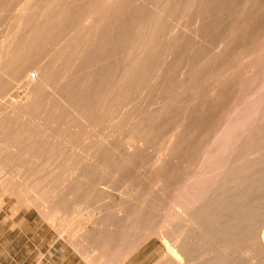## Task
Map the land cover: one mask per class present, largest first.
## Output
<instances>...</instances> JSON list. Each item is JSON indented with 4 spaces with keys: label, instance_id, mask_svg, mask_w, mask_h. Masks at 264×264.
Masks as SVG:
<instances>
[{
    "label": "bare ground",
    "instance_id": "bare-ground-1",
    "mask_svg": "<svg viewBox=\"0 0 264 264\" xmlns=\"http://www.w3.org/2000/svg\"><path fill=\"white\" fill-rule=\"evenodd\" d=\"M5 1L4 3L2 2L1 5L3 4L4 6L6 3ZM26 1L27 0H25V4ZM142 1L145 4H150L151 6L153 5L156 8H158L159 6L161 8L160 13H162V15L157 16L153 12H150V10L148 11V9H146L145 7V4H143V6L133 7L132 4H134V2L132 3L131 0H42L41 2H45L44 8L41 9L42 12L40 13L39 11L40 14H36L37 16L31 14L28 16L26 15L24 19V25L22 23V25L26 29H28V31L24 34H17V36L15 37L14 34L10 35L14 37H8V40L9 38L11 40L13 38V42H10L11 45H6L8 44V40L6 39L7 41L1 47L0 66H2L3 71L0 72V96H3L4 93H6V91L10 89V87H12V85L19 82L28 70L34 69L37 74V79H35V81H32L33 100L29 102L28 105L25 106V108H21L19 110V113L25 112L31 116L37 115L38 110H41L39 109V104L47 100L46 108L50 111V115H52V117H55V115H57L58 121H64L66 123L71 122H67L69 117L79 116L85 120L90 121L95 126L97 125L100 127L101 125L104 126L105 123H108V121L111 120V117H115V114L118 110L122 111L124 109L129 108L125 111V113H128V115H130L131 112L129 110H131L134 106L133 103L134 101H136L135 98H137V94H139V92L141 93V91L144 90L147 91L149 89L148 82L150 81L151 83L153 77L155 80V77L159 76V70L162 69L160 65H163V54L167 51L166 45L168 44L169 46L175 40L177 41V39L172 36L173 32L175 31V29L178 28L180 24V17L184 11L182 5L185 3L184 0ZM238 1L239 0H206L205 6L201 5L202 10L201 8H199L201 10V21L205 22L201 24V28L203 27L202 31L201 28L199 31H201V33L203 32L202 34H204L205 36L211 35V33H213L212 35H215L214 37L212 36V40L209 39L207 43H209L210 41L214 42L217 39H224V41L226 40L225 44L223 42L224 47L221 50L223 51V53L219 51L218 53H216V55H211L207 63L211 62L219 65L221 64V66L223 67L219 66L220 68L217 70L216 66L214 65L215 67L213 68H216V70L209 72V70H213V68L207 67L209 69L208 70L205 66V64L207 63L200 64L198 63V61L197 63H195L196 65H194V67L192 66L193 68L191 69V72L189 71V78L187 77L186 80L182 82V84H174V86L173 83H171L174 78L172 76H170L172 78H167V81L165 82L166 86H164L163 89L161 88V90H163L162 94L160 92V96L162 95V97L165 98V101L163 100V104L161 103L163 106L158 109L159 111H154V113H142V115L140 116L139 123L135 126L130 127L127 133L128 135L126 143L122 142V140H119L116 141V143H114L111 147H104L103 145L101 146V142L97 144L94 142L96 145L94 146L93 144L95 148L93 159L95 160H93L94 162L92 164H87L85 163V161L81 162L84 159L81 160L80 158L76 157V154L71 153V148H73L74 146H77L79 148V151L80 149L82 150L83 147H80V144L82 141L84 142L85 137H82L85 132L82 131V133L84 134L80 136V133L78 132V138L70 140V144L73 147L69 148V157H67L66 159L71 158L70 161L74 160V162L80 159V163L78 162L79 164L76 162L78 165H76V163L74 164L75 167L77 166V168L74 167L73 170L79 171V174H81L80 176L85 178L84 182H82V180H75L73 184H71V186L69 187L70 191L82 190L83 188L86 190L93 191L97 189L99 185H103L104 183L109 181L108 176L110 174H129L131 169L137 171L139 166L141 167L144 164L145 157L142 153L143 151H140L136 148V143L139 141L143 142L144 139L146 140H144L145 143H147L148 140H151L147 144H150L151 146V143L154 142V144L152 145H154L155 147V142L157 141L155 138L156 136H154L155 134H152L153 129L150 127H153V124L163 120L164 116H170L173 119L172 122H174V124H177L178 122L176 123V120H178L177 118L179 117L180 113L185 112H181V108H183L181 102H184L183 98H188L187 103L189 104L188 101H190L191 99H197L199 100H195L197 103H203V98L210 97V94L208 93H206L207 95H202L201 93L199 94L200 87H198L197 84L199 82L201 83V81L199 80H201L203 77L205 79L209 78L208 81L210 80L213 85L214 83H219V81L221 82L223 80L221 78H223L226 74L224 76L222 75L223 73H226L225 71H227V69L234 68L235 71L233 72V76L231 75L232 79L233 77H236V75H239L245 68L249 67V65H254V63L251 62V59L250 64L248 63L249 61L245 63V59L247 60V58L251 57L252 55L257 56L258 53H261L258 51L264 48V42L259 39L260 32L255 31L252 36L248 34L247 29L249 28V24L247 23V18L249 17L250 13L247 10L244 11V14L242 16L243 21L240 25V22H238L237 19H235L237 21L233 20L236 17L232 19L234 22L230 21L232 24L229 22L230 25H227L229 27L231 26V28H228L225 25L226 29L228 28V30L225 29L226 31H224L225 33L223 32V35L222 33H220L223 31V29L221 31L220 28L219 31L217 30V28H214V25H221V23L224 22L223 20H221V22L219 18H215V15L210 16L211 18L214 17L215 19H209L210 21H207V19L205 21V19L209 17V15H212L209 13V6L214 7L216 13H220V15L224 13L229 15L233 11V8L236 6ZM75 2L83 3L78 5L74 4ZM23 6L21 10L19 9L20 13H23L26 10L25 7L27 6ZM212 13L214 14V11ZM262 14V17H264V12H262ZM23 15L24 14H22V16ZM17 17H19V14ZM101 21H104V24L102 26ZM85 22L87 25L85 24ZM257 22H259V20ZM234 23L238 24L239 26L232 27ZM222 27L224 26L222 25ZM215 29L217 30V32ZM5 45L6 47H8V49L10 46V50H6ZM172 45H170L171 55L173 53V56H171L172 58H178L181 54L187 52L189 47L192 46H190L188 40L183 44H179L180 48L177 45L178 48L176 47L175 49ZM203 45L205 44L203 43ZM206 47L207 45H205V48ZM203 49L199 51L196 50V52L193 53V60L199 58L201 55L203 56L206 50L211 48H206V50L204 49L205 51ZM3 50L10 51L8 53L9 55H4L6 52L3 53ZM2 56L4 58H2ZM43 59L45 60L44 65L41 64V61H43ZM193 60H191V62ZM173 61H175V59ZM210 66L211 65H209V67ZM163 68H165V66ZM168 68L169 67L167 66L166 69ZM120 72L121 75L117 77V74H119ZM162 73L164 74L165 72ZM194 74L196 75L194 76ZM197 76L199 77L196 78ZM190 77H192V79H190ZM158 82H160V80ZM160 83H158V85ZM161 86L163 87L162 84ZM202 90L203 88H201V91ZM214 102H216L215 99L213 100L212 104H209L213 105ZM130 105L132 106L131 108L129 107ZM196 105L197 104H195V106ZM201 105L202 104H199L197 105V107L199 108V106ZM203 105L206 106L204 103ZM195 106L193 108H195ZM198 108H195V110L200 112L199 110H197ZM193 111L194 110H192V112ZM196 111H194L193 113H191L190 111L191 114L187 115V122L191 123V121H195L197 119V116L198 119L202 117V115L200 117L201 113L198 114ZM196 113L198 114L197 116ZM15 115H18V108L16 109ZM207 116L209 117L207 118ZM207 116H204L205 119H203V117L202 119H200L201 122H199L200 126L198 127L201 128L203 125H208L210 124V121H213V118L210 119V115ZM83 119L80 120V122H83ZM75 121L78 122V120ZM196 121L198 122V120ZM196 121L192 123L194 124L196 123ZM3 123L4 125L2 127L3 132L1 138L5 145L15 146L22 150L23 153L26 152V154L33 158L36 155L41 154L44 144L42 143L41 139L38 138V136L34 135V129H32L34 133L30 128L29 129L31 131L26 129L28 132L30 131V133L33 134V137L29 136V138L28 136L26 137L27 134H24L25 132H27L25 131V127L16 126L17 124L15 117H11L7 119V121L5 120ZM55 123L57 122L55 121ZM88 123L86 122V125H84L85 122H83V125L86 128H88V126L91 127L92 124ZM75 124L77 123L75 122ZM186 124L187 123L182 124V126H187ZM193 124L191 126L190 124L188 125L190 129V134L186 133L184 129L179 133L177 132L178 134L176 135V137L179 138H177L179 141H175L174 143L176 144H172L173 146H169V149L166 147L168 153L172 154L173 157L177 158L181 157L184 154H190V158H192L195 154H200V152H198L200 144L198 143L199 145H196L195 142L197 141L193 143L190 138L191 134L195 133L194 130L197 129V126H194ZM161 126L164 127L165 125L161 124ZM175 126L176 125H174V127ZM178 126L180 125L177 124V128ZM188 126L186 129L187 131ZM192 126H194L193 130L191 128ZM73 127H75V125ZM59 130L57 129V132H54V135H56L57 137L60 136V134L57 135ZM81 130L83 129H81L80 127V131ZM159 131L157 132L159 133ZM233 131L234 130L231 131V135L234 133ZM160 132L164 131L162 130ZM228 132L229 131H227V133ZM237 133L239 132L237 131ZM152 135L154 137H152ZM231 135L230 138L227 139L229 140V142L231 140ZM254 135H256V133H254ZM254 135H251V138L256 137ZM160 137H164L162 133ZM70 138L72 137L70 136ZM96 138L98 137L96 136ZM154 138L155 140H153ZM233 139L236 138H232L231 141H233ZM243 142L246 143V141ZM159 143L160 142H158V145ZM219 143L221 142L219 141ZM221 145L222 144H220L219 146L218 144L217 146L222 147ZM157 146L156 149L158 148ZM216 147L211 148V150L216 149ZM57 148L49 152L52 157L53 155L58 154L59 151L61 152V148ZM161 148H163V151H165L164 149H166L165 147H162L160 145L158 150ZM206 148L207 147H205V149L202 148V150H204L203 154H205L206 152L207 155V150L209 149ZM223 148L224 147H222V149ZM83 149H85V147ZM199 150H201V148ZM218 150H220V148H218ZM218 150L216 149L215 151L217 152ZM163 151H160V154ZM251 151L254 153H258L259 157H256L257 160L250 165L245 163L241 164L236 170V172L226 175V183H224L225 186L222 189L219 190L216 187L215 179H206L205 182L192 180V184H190L189 187H186L187 190L185 194H183L182 196L172 195V198L170 197L172 201L180 197L179 201H174L170 204H180L183 206V209L180 212L175 213V219L173 218L175 223H181L180 228L178 230H168L167 233H164L162 235L164 237L161 236V239L164 241L163 243L167 250V264H183L181 263V258L178 255L179 253L186 255V258L190 256L194 257H191V260L189 258L187 263L185 264H196L195 262L197 260H199V264H235L232 258L230 257L231 254H228V248L230 247L229 243L238 242L239 245H242V243H245V240L249 236V241L251 242V236L256 233V231H253V234L251 233L252 227L253 230L257 229L254 227V225L257 226V224L264 220V140L245 146L244 150L239 152V157L244 160L247 154L251 153ZM63 152L65 153V151H62L61 153L63 154ZM127 152L132 153L131 155H127ZM209 152V155H215L212 154V151ZM3 153L4 152L0 154L4 156V162H9L12 160V158H9L7 154L4 155ZM209 155L208 158H210ZM74 157H76L78 160H75L76 158ZM190 158H188L187 156V159ZM208 158H206L207 161H210V159ZM213 159L214 157L211 158V165L214 164V166H216L215 163H217L218 161L215 162V159ZM73 163L71 164L73 165ZM150 166H152V164L149 165V167ZM168 166L169 164H166L163 161V163L157 170L153 171L151 174H147V176L142 178L143 186L137 192L135 198L133 197L136 201V206L131 211L126 213V217L124 216L125 218L123 217L121 221H119V224H122V226L124 227H127V225L129 226L131 224L137 231L146 227L147 225H151V221H153L152 218L154 215L148 210L151 209V206L153 204H149L147 203V201L154 200L158 203L159 201L165 199V188L168 187V184H165V188L157 192L153 190V186L161 181V174L163 173V171H165V169H167ZM161 169H163L162 173H160ZM41 171L38 170L37 173H41ZM157 203H155V205ZM58 204L63 206L65 203L63 204L62 200H60L55 205ZM57 208L59 207L57 206ZM59 210L61 209L59 208ZM107 217L105 218L106 221H109L111 220L110 218H112L108 217L107 219ZM262 223L264 224V222H261L260 225H263ZM166 225L171 226L172 224L170 225L169 223H167ZM190 235H196L197 237L196 239H194L191 238L194 236L189 237ZM187 236L189 237L188 239L190 241L192 239L194 240L188 242ZM168 237H172V239L168 240ZM259 239L260 241H256L253 245H256L261 249L263 254L262 256L264 257V237H260ZM124 241V235H105L104 233H102L101 252H105V250L108 248V250H111V248L113 247L116 248L115 245H118L120 243L122 244ZM246 243L248 242L246 241ZM249 244L250 243H248V245ZM202 246L219 248L221 250H219L218 254L216 252V249L212 250L216 252V255H214L212 259H209L210 257H205L204 253L201 254L200 252L195 257L196 249H200V247ZM233 246L236 245H234L233 243ZM253 258L250 259L253 261ZM204 259L209 260L204 261ZM251 260L245 263H257L252 262Z\"/></svg>",
    "mask_w": 264,
    "mask_h": 264
},
{
    "label": "rangeland",
    "instance_id": "rangeland-1",
    "mask_svg": "<svg viewBox=\"0 0 264 264\" xmlns=\"http://www.w3.org/2000/svg\"><path fill=\"white\" fill-rule=\"evenodd\" d=\"M4 1L5 0H0V51L1 47L8 40V37H13L10 35L14 34L15 37L17 36V34H24L28 31V29L23 26L26 15H39L42 12L41 9L45 6V2H41L42 0H27L26 4L25 0H6V3L3 6V4L1 5V3H4ZM131 2H134V4H132L133 7H139L145 4L142 0H131ZM184 2L185 3L182 5L184 11L180 17V24L178 28L175 29L172 36L177 39V41L175 40L170 45L173 44L172 46H174V48L176 49L177 45L179 47V44H183L188 40V43H190V46L192 45V48L189 47L188 51L181 54L178 58L173 57L175 59V61H173L174 59L171 57L173 56V53L171 55L170 50L171 46H168V44L166 45L167 51L166 49L165 51L167 53L164 51L165 53L163 54L164 58L162 61L163 65H160L162 69L159 70V76H156L155 80L153 77L151 83L150 81L148 82L149 89L146 88L148 89L147 91L144 90L141 91V93L139 92L140 96L139 94H137V98H135L136 101H134L133 103L135 107L133 106V104V107L131 105L129 106L130 108L132 107V109L129 110L131 112L130 115H128V113H125V111L129 108L122 111L118 110L115 114V117H111V120H109L108 123H105L104 126L101 125L100 127L97 125L95 126L90 121L85 120L79 116H74V119L72 115L70 116H72L73 118L69 117L67 121L71 122L66 123L64 121H58L57 115H55V117H52V115H50V111L46 108L47 100L42 102L44 105L42 103L39 104V109L41 110H38L37 115H32L33 117L25 112L19 113V110L21 108H25V106H27L28 103L33 100L32 81H35V79H37V74L34 69L28 70L19 82L12 85V87H10V89H8L6 93H4V97L0 96V153L4 152V155L7 154L9 158H12L11 161L4 162V156L0 154V264H167V250L163 243L164 241L161 239V236L164 233H167L168 230H178L180 228L181 223H175L173 218L175 216V213H178L183 209V206L180 204H170L174 201L180 200L179 197L172 201L171 196H182L183 194H185L187 190L186 187H189V185L192 184V180L205 182L206 179H215L216 187L220 190L225 186L224 183H226V175L236 172L241 164L245 163L250 165L257 160V158L259 157L257 152L254 153L251 151V153L247 154L244 160L239 157V152L244 150V147L249 144L264 140V48L258 51L262 54L258 53L257 56L252 55L251 57L247 58V60L245 59V63L249 61L248 63L250 64L251 59V62L254 63V65L251 63V66L249 65V67L245 68L239 75H236V77H233L232 79L231 77L233 76V72L235 71L234 68L227 69V71H225L226 73H223L222 75L224 76L226 74L223 78H221L223 80L221 82L219 81V83H214L215 86L214 84L212 85L210 80L208 81L209 78L205 79L203 77V80H199L201 81V83H197L198 87H200L199 94L201 93L202 95H205L206 93H208L210 94L211 98H203L204 101H202L206 106H204L203 103H197L196 101H199L197 99H195L196 101L192 99L191 101L189 99L190 101H188V104V98H183L184 102H181L183 107L181 108V112H185L180 113L179 117L177 118L178 120H176V123L178 122L177 124L180 125L178 126V128L177 124H174V122H172L173 119L170 116H164L163 120H161L162 122L160 121L153 124V127L156 128H150L153 129L152 134H155L154 136H156L155 138L157 141L155 142V147L154 145H152L154 144L153 141V143H151V146L150 144H147L151 141L148 139L147 143H145V139V141L143 140V142L139 141L136 143V148L140 151H143L142 153L145 157L144 164L141 167L139 166L137 171L131 169L129 174H110L108 176L109 181H107L103 185H99L97 189L93 191L86 190L84 188L82 190L76 191L69 190V187L75 180H82V182L85 181V178L80 176L81 174H79V171L73 170L75 167L74 164L76 162L80 163V159H84L81 162L85 161V163L87 164H92L94 162L93 160H95L93 159L95 149L94 146L97 143L101 142V146L103 145L104 147H111L114 143H116V141L119 140H122V142L126 143L128 135L127 133L130 127L135 126L139 123L142 113H154V111H159L158 109L163 106L162 104L165 101V98L162 97V95L160 96V92L162 94L163 90H161V88L163 89L164 86H166L165 82L167 81V78H174L171 82L173 83V85H178L179 83L182 84V82H184L188 77L191 69L194 67V65H196L195 63L199 61L198 63L205 64L209 61V57L211 55H216V53L223 49L226 40L224 41V39H217L214 42L212 41L215 45H213L210 41L212 44L211 45L210 42H207L209 41V39L212 40V36L214 37L215 35H212L213 33H211V35L205 36L204 34H202L203 32L201 33L203 28H201V24L205 23L201 21V5L205 6L206 0H184ZM82 3L83 2H75L74 4L80 5ZM23 5L27 6L25 7L27 11L25 10V12L20 13L19 9L21 10ZM145 7L146 9H148V11L150 10V12H153L157 16L162 15V13H160L161 8L159 6L158 8H156L153 5L151 6L150 4H145ZM199 8H201V10ZM209 9V13L212 15H209V17H207L205 21L207 19V21H210L209 19L213 20L215 18H219L220 21L223 20V23H221L222 21L220 22L221 25L217 24L214 25L215 27L213 26L214 28H217V30L221 28L220 30L222 31L223 29V31L220 32L222 33V35L225 33L224 31L228 30V28H231V26L229 27L227 25H230L231 22H234L233 20L237 19L238 22H240V25L243 21L242 16L244 14V11L247 10L250 13L249 17L247 18V23L249 24V28L247 29L248 34L252 36L255 31H258L260 32L259 39L264 42V17H262V12H264V0H239L236 6L233 8V11L229 15L224 13L228 17H226L224 14L220 15V13H216L214 7L209 6ZM213 11L214 14L212 13ZM18 14L19 17H17ZM22 14H24V17L22 16ZM210 16H215V18H211ZM258 20L259 22H257ZM103 24L104 21H101V26ZM234 24L232 25V27L239 26L238 24ZM222 25L225 28L222 27ZM225 25L228 27L227 29ZM200 28L201 31H199ZM10 38L8 40V44L6 45H11V43L13 42V38L12 40ZM203 43L207 45L206 48L211 49L206 50ZM197 47H199L200 49ZM10 48L11 47L9 46V49L8 47H6L5 49L10 50ZM203 48L206 50L207 55L205 52L203 56L201 55L199 58L195 57L197 59L193 60V53H195L196 50L199 51ZM9 52L10 51L3 50V53H5L4 55H7ZM221 52L223 53V51ZM204 56L206 57V59ZM2 58L4 57L2 56ZM164 59L166 64L164 63ZM191 60L193 61L191 62ZM43 61H41V64L44 65L45 60L43 59ZM167 64H171L170 66L172 67ZM209 65H211L212 67H209ZM214 65L216 66L217 70L220 67H223L221 66V64L219 65L211 62L205 64L206 68H213L215 67ZM164 66L165 68H163ZM167 66L169 67V70L166 69ZM216 68H213V70H208L209 72L215 71ZM1 71H3L2 66H0V72ZM161 71L165 73L163 74ZM117 75V77H119L121 75V72ZM174 75L177 77H175ZM195 75L196 74H194V76ZM162 77L165 78L163 79ZM198 77L199 76H197L196 78ZM190 79H192V77H190ZM159 80L161 83L158 82ZM156 81L160 84L158 85ZM161 84L163 85V87L161 86ZM152 87L155 90H153ZM201 88H203L202 91ZM214 99L216 102L211 105ZM195 104H202L201 106H199V108L201 109H199L197 105L195 106ZM194 106L195 108H198L197 110H199L200 112L196 111L195 108H193ZM17 108L18 115L16 116L15 112ZM191 109L196 111L198 114L201 113L200 117L202 115L203 119H205V115H210V119L213 118V121H210V124L203 125V128H200L198 126H200L199 122H201L200 119H202V117H199L200 119H198V114L196 113V120H198V122L196 120V123L194 124L192 122L195 121H191V123L187 122V115H190L194 112H192ZM11 117L16 118L17 127H25V131H27L26 129H34L35 133L33 132V130L32 132L35 136H38V138L41 139L42 143L44 144L41 154L36 155L33 158L26 154V152L23 153V151L19 148L15 146H7L5 145V143H3L1 138L3 132L2 127L4 125L3 122L5 120L7 121V119ZM208 117L209 116H207V118ZM82 119L84 120L83 122H85L84 125H86V122H89L88 124H92L91 127L88 126V128H86L83 125V122H80V120ZM75 120H78V122ZM164 120L166 121V124ZM55 121L57 123H55ZM75 122L77 124H75ZM185 123H187V126L189 124L190 126L192 124L194 126H197L198 130L195 129V133H192L191 137H189L191 138V141L193 143L197 141L195 142L196 145L198 143L201 145L200 146L198 144L199 149L201 148V150L198 149V152H200V154L197 153V155L195 154L192 158H190V154H184L185 156L182 155L181 157L176 158L173 157L172 154L168 153L167 148L169 149V146L175 145V141H179V138L176 137V135L183 129L186 133L190 134L189 126L188 131L186 130L187 126H182V124ZM161 124L165 126L163 127L161 126ZM74 125L75 127H73ZM174 125L176 126L174 127ZM194 126L191 127L192 130ZM80 127L83 130L80 131ZM220 127H222L223 129ZM57 129H60L57 135L60 134L61 137H57L56 135H54L57 132ZM160 129H162L164 132H160L162 131ZM156 130H160L159 133ZM232 130H234V133L231 135ZM30 131L24 133L27 134L26 137H33V134L30 133ZM82 131H84L87 135L82 133ZM227 131H229L230 133H227ZM237 131L239 133H237ZM161 133L164 137H160ZM254 133H256V135H254ZM77 134H79V136L84 134L82 138L85 137L84 142H81V144L83 143L82 146L80 144V147H85V149H80L81 152L79 151V148L77 146L73 147L70 144V140L78 138ZM156 134L159 135L157 136ZM95 135L98 138H96ZM153 135L152 137H154ZM230 135L231 140L232 138L236 139H233V141L230 140L229 142V140L227 139L230 138ZM251 135H254L256 137H252V139ZM70 136L72 138H70ZM155 138L153 140H155ZM258 138L260 141L258 140ZM224 139L226 142L224 141ZM162 141L164 145L162 144ZM219 141L221 143H219ZM243 141H246L247 145ZM158 142H160L159 145ZM218 144L219 146L220 144H222L221 146L224 148L222 149V147H218ZM160 145L165 148L167 147L166 149H164L165 151H163V148H161L162 150L159 149L160 151H163L161 152V154L158 150ZM204 145L209 149L207 150L208 152L212 151V154L215 155H209L210 152H207V155L206 152L205 154H203L204 150H202V148L205 149ZM156 146L158 147L157 149ZM57 147H59V149L61 148V152L65 151V153L63 152L62 154L58 150L60 153L58 152V154H55L52 157L49 152L51 150H55V148ZM215 147L217 150L218 148H220V150L223 151L218 150L216 152V149L211 150V148ZM69 148H71L72 150L71 153L76 154V157L80 158L78 160L76 157H74L76 158L75 160L78 161L74 162V160H72L74 162L73 163L72 161H70L71 158L66 159L67 157H69ZM131 153L132 152H127V155H131ZM208 155L210 158H208ZM187 156L190 159H187ZM211 156L214 157L215 160H213L215 162L218 161L217 163L220 167L217 166V163H215L216 166H214V164L211 165ZM206 158L210 159V161H207ZM163 161L166 164L168 163L169 166L167 167V169H165V171L161 169L160 173H162L163 171V173L161 174L162 179L160 182L153 186V190L155 192L161 191L165 188V184H168V187L165 188V199L159 201L158 203L154 200L147 201V203L153 204L151 206V209L148 210L154 215L152 218L153 221L150 220L151 225H147L139 231L135 230L133 225L131 224L129 226L127 225V227L122 226V224H119V221H121L124 216L126 217V213L131 211L136 206V201L134 200V198L137 192L143 186L142 178L147 176V174H151L153 171L157 170L161 166ZM70 162L73 163L74 166ZM77 163L76 165L79 164ZM151 164L152 166L149 167V165ZM75 168H77V166ZM38 170H42L43 172L41 171V173H37ZM60 200H62V203H65L66 206L65 204L63 206L59 204L55 205ZM155 203L157 204L155 205ZM57 206L61 210H59ZM107 216L112 217L110 218L111 220L106 221L105 218ZM261 222H264V220ZM261 222L257 224V226L254 225V227L257 229L254 228L255 230H253L252 227L251 233L253 234L255 231L256 233L251 236V242L249 241V236L247 238L248 240L246 239L245 243H242V245H239L238 242L229 243L230 249L228 248V254H231L229 255L235 264H246L247 261L249 262V260H251L253 257V261L251 260L252 262H257L256 264H264V257L262 256L263 254L261 249L256 245H253L256 241H260V237H264V224L262 223L263 225H260ZM167 223L172 225L168 226L166 225ZM102 233H104L105 235H124V244L120 243L118 245H115L116 248L113 247L111 248V250H108V248L105 250V252H100ZM189 237L196 239L197 236L190 235ZM189 237L187 236L188 242L194 240L192 239L190 241L188 239ZM171 239L172 237H168V240ZM246 241L250 243V246L248 245V243H246ZM233 243L236 246H233ZM252 246L254 247V249ZM215 249L217 254L219 250H221L219 248L202 246L200 247V249H196L195 257L200 252L201 254L204 253L205 257H210L209 259H212V257L216 255V252L212 251ZM181 254L182 253H179L178 255L181 258V263L183 264L187 263L189 258L190 260L194 258L193 256H187L188 258H186V255ZM247 257L249 258V260ZM209 259H204V261ZM198 261L199 260H197L195 263L197 264Z\"/></svg>",
    "mask_w": 264,
    "mask_h": 264
},
{
    "label": "crops",
    "instance_id": "crops-1",
    "mask_svg": "<svg viewBox=\"0 0 264 264\" xmlns=\"http://www.w3.org/2000/svg\"><path fill=\"white\" fill-rule=\"evenodd\" d=\"M101 252V251H100Z\"/></svg>",
    "mask_w": 264,
    "mask_h": 264
}]
</instances>
